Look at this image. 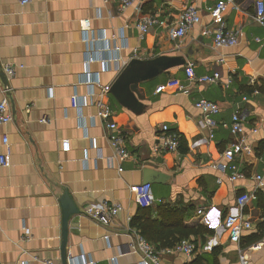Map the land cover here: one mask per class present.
I'll return each mask as SVG.
<instances>
[{"label":"crops","instance_id":"obj_1","mask_svg":"<svg viewBox=\"0 0 264 264\" xmlns=\"http://www.w3.org/2000/svg\"><path fill=\"white\" fill-rule=\"evenodd\" d=\"M219 1L224 0H140V9L121 10V0H30L24 5L0 0V100L7 99L12 115L10 122L0 125V153L6 150L2 137L7 136L10 154V165L0 166V264H63L65 192L78 210L67 222V264H81L83 256L94 264H140V255L130 248L137 231L131 221L141 207L131 188L143 183L145 168L167 176L163 183H150L152 218L158 219L155 209L160 204L184 208L182 225L201 224L213 230L203 239L185 238L195 245L191 256L173 247L156 248L161 264H211L212 251L217 264H238L239 250L251 264H264V235L259 237L263 211L257 203L264 185L256 187L254 179L264 175V26L254 19L256 0H231L223 19L227 28L239 30L238 43L214 47L216 24L207 7ZM188 4L200 10L201 20L183 37L172 38L170 30ZM149 15L164 24L149 27L139 37L137 20ZM81 20L89 21L90 38L103 33L111 45L123 43L118 36L123 30L126 47L119 52V69L113 64L105 67L96 42L86 44ZM87 48L95 58L86 68ZM159 56H178L185 63L132 83V107L120 104L110 87L124 66L135 58ZM187 63L193 64L196 78L218 72L220 82L194 80L186 93L155 91L171 77L185 80ZM6 64L14 66L13 75L6 73ZM84 78H98L101 86L109 88L103 96L111 109L108 120L124 134L129 151L120 164L111 159L109 129L97 117V108L82 109L84 128L78 110L70 104L74 92H83L78 83ZM199 99L219 106L211 129L201 125L194 106ZM237 109L246 115L251 152L236 157L244 177L231 181L222 151L235 140L228 124ZM163 124L178 135L175 151L160 144ZM253 126L257 132L250 133ZM62 140L69 141L66 152L61 150ZM242 193L254 196L242 210L253 227L243 230L236 243L229 239L222 220L239 212L236 199ZM104 200L121 205L109 223L83 213L86 205ZM24 227L30 230L28 238Z\"/></svg>","mask_w":264,"mask_h":264},{"label":"built area","instance_id":"obj_2","mask_svg":"<svg viewBox=\"0 0 264 264\" xmlns=\"http://www.w3.org/2000/svg\"><path fill=\"white\" fill-rule=\"evenodd\" d=\"M22 5L27 4L30 0H18ZM231 0H224L217 2L214 6L207 7V11L212 18L213 23L216 24L213 36V46L216 48L220 47H231L238 43L239 30L237 28H227L224 23L223 15L227 10L228 3ZM127 7H134L136 10L140 9V0H121L120 9L123 10ZM255 21L264 26V0L255 1ZM200 10L193 4H188L179 12L176 23L170 30V35L172 38L183 37L190 28L195 24L199 23ZM164 20L158 18L155 15H149L142 17L137 20L136 26L139 30V37H142L149 27L154 25H163ZM79 29L83 33V40L88 45L89 43H97L98 58L105 64V67L113 64L115 69H119L118 62L119 52L123 47H126V42L124 40L123 30H121L118 36L123 39L122 44L111 45L104 34L102 33L98 37L90 38L87 34L89 29V21L81 20L79 22ZM256 40H259L256 38ZM94 52V51H93ZM91 49L87 48L85 52V65L93 61L95 55ZM100 56V57H99ZM193 64L187 63L185 65V80L179 78L171 77L167 79L163 84L156 87L155 91L160 92L165 89H172L177 92L186 93L189 90L190 83L194 80L218 84L220 82L221 76L218 72H214L209 75L195 77L193 71ZM5 71L8 75H13L15 68L12 65L6 64ZM88 74V71H87ZM78 85L83 87V92L80 94L74 92L70 96V104L73 108L78 110V116L82 120L84 116L82 115V109L89 105H94L97 108V117L101 118L106 122V126L109 129L108 140L112 148L111 159L116 160L119 164L124 161L129 156V151L126 146V139L123 133L118 131L117 124L114 121H109L108 118L111 115V109L106 101L103 100L104 94L108 93L109 88L107 86H101L98 78H84ZM100 87L98 93L95 90ZM245 98V97H244ZM196 109L201 115V125L202 127L211 129L215 127L216 120L215 115L219 113V106L217 103L207 100L199 99L194 103ZM93 119V118H92ZM12 120V115L9 111L8 102L6 98L0 100V125L6 124ZM42 121H47L43 118ZM83 122V127L84 126ZM246 115L244 111L240 109L235 110L231 114L230 123L228 124L230 132L235 136V140L227 145L222 151V158L225 161L223 166L228 168L231 172L229 179L235 181L237 179L243 178V172L237 169L235 159L237 156L242 155L244 152H251V147L248 145L247 133H246ZM250 133L257 132V127L253 126L249 129ZM212 136V134H210ZM160 144L163 148L175 151L179 147V138L175 131L169 130L167 124L161 126V132L158 136ZM2 144L5 146L6 150L0 153V166L6 167L10 165V157L8 150V138L7 136L2 137ZM69 141L62 140L61 150L66 152L69 150ZM98 158H102V154L98 151ZM219 166V165H217ZM216 167V166H214ZM118 171H122V167L118 166ZM256 182V187H262L264 185V175L257 174L254 175ZM220 182V179H218ZM132 193L134 201L141 207L149 206L153 202V197L151 193L150 183H139L132 186ZM254 198L253 195L248 193H242L237 196L236 205L239 209L237 213H228L222 220V227L228 231L229 239L232 242H239L243 230L251 229L253 227L252 223L244 217L242 210L249 199ZM121 210V205L116 202H109L104 200L102 202H95L88 204L84 207L83 213L91 216L92 218L107 224L112 218ZM198 213H202V210H198ZM23 233L25 238H28L30 230L28 227L23 228ZM131 252L140 255V264H161L160 257L156 248L148 242L141 234L137 231L133 232V241L130 245ZM175 252H181L186 256H191L195 251V245L191 240L183 239L179 241L173 248ZM81 264H94L93 260L88 257L80 258ZM238 264H251L250 260L247 258L245 253L241 250L238 252Z\"/></svg>","mask_w":264,"mask_h":264},{"label":"water","instance_id":"obj_3","mask_svg":"<svg viewBox=\"0 0 264 264\" xmlns=\"http://www.w3.org/2000/svg\"><path fill=\"white\" fill-rule=\"evenodd\" d=\"M184 63L185 60L178 56H159L149 60L132 59L124 66L111 85L110 92L120 104L125 107H132V103L134 102V96L130 91V85L132 83L152 78L170 67ZM3 81L6 82L5 80ZM166 178V175L156 170L150 168L144 169L143 183H163ZM61 201L64 205V211L60 251L63 264H67L69 258L66 252L67 222L69 216L78 213V210L70 200L67 192L63 194Z\"/></svg>","mask_w":264,"mask_h":264},{"label":"trees","instance_id":"obj_4","mask_svg":"<svg viewBox=\"0 0 264 264\" xmlns=\"http://www.w3.org/2000/svg\"><path fill=\"white\" fill-rule=\"evenodd\" d=\"M258 206L263 211V221L259 237L264 235V195L257 194ZM184 208L167 207L158 205L155 213L158 219L152 218L151 208L149 206L139 207V211L131 221V227L137 230L148 242L155 248L174 247L179 241L192 236H200L201 239L206 235L213 233L212 229L206 228L201 224L191 225V227L182 225L180 220L184 215ZM211 264H217L216 252L212 251Z\"/></svg>","mask_w":264,"mask_h":264}]
</instances>
